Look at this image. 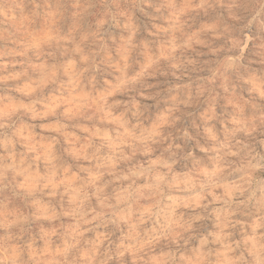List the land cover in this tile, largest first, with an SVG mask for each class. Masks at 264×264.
<instances>
[{"label": "rangeland", "instance_id": "1", "mask_svg": "<svg viewBox=\"0 0 264 264\" xmlns=\"http://www.w3.org/2000/svg\"><path fill=\"white\" fill-rule=\"evenodd\" d=\"M0 264H264V0H0Z\"/></svg>", "mask_w": 264, "mask_h": 264}]
</instances>
